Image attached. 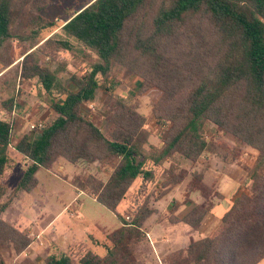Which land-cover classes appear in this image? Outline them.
Wrapping results in <instances>:
<instances>
[{
    "label": "trees",
    "instance_id": "trees-1",
    "mask_svg": "<svg viewBox=\"0 0 264 264\" xmlns=\"http://www.w3.org/2000/svg\"><path fill=\"white\" fill-rule=\"evenodd\" d=\"M144 1L91 0L61 26L64 37L54 41L58 50L70 52L71 38L97 56L89 73L72 78L77 88L74 92L64 91L55 75L38 64L32 53L23 57L22 80L36 79L49 95L52 91L64 94L63 98L50 101L57 114L54 121L35 138L23 136L14 145V150L30 165L13 193L31 192L37 185L36 172L49 169L59 158L71 164L118 159L106 182L87 179L95 201L115 215L130 185L139 177H152V172L143 168L146 161L161 165L174 153L194 160L207 149L201 129L203 122L208 121L257 150L249 178L251 193L236 196L220 218L216 232L191 242L186 248L188 257L181 262L258 264L264 258V0H172L157 12L152 24H141L127 36V22ZM196 14L206 16L210 24H180L187 16ZM12 17L13 0H0V51L14 38ZM188 44H193L192 50L184 48ZM177 45H182L180 55ZM131 54L137 55V63L145 64L148 74L163 81L164 99L171 107L167 113L173 126L171 134L163 148L148 157L141 151L146 142L140 131L143 119L123 105L119 104L121 112L115 114L108 135L79 114L82 104L94 100L99 88L97 76H106L114 59ZM173 57H182L180 67ZM11 139V124L0 120V175L9 168ZM198 190L205 189L193 186L189 191ZM211 206H198L193 211L196 218L184 222L197 227ZM6 207L0 206V214ZM149 214L139 212L131 222H122L108 233V245L102 246L103 257L90 250L77 258L69 253L51 254L44 264H133L128 243L141 238V224ZM117 219L120 221V217ZM17 234L0 218V236L4 241L13 242L12 235ZM26 245L27 241L17 251Z\"/></svg>",
    "mask_w": 264,
    "mask_h": 264
},
{
    "label": "rangeland",
    "instance_id": "rangeland-1",
    "mask_svg": "<svg viewBox=\"0 0 264 264\" xmlns=\"http://www.w3.org/2000/svg\"><path fill=\"white\" fill-rule=\"evenodd\" d=\"M41 1L13 0L14 38L0 51V120L12 127L9 168L0 175V206H7L0 218L18 233L12 235L13 242L4 241L0 236V264H44L48 255L69 253L77 258L86 250L103 257L102 246L108 245L107 234L143 211L150 214L141 224V238L128 243L133 264H182V259L188 257L186 248L191 242L209 238L216 232L232 200L240 194L250 196L249 178L257 150L205 121L201 136L207 149L194 160L174 153L161 165L146 161L143 168L151 171L152 177L147 180L139 177L130 185L115 215L95 201L87 179L93 177L106 182L118 159L71 164L59 158L49 169L36 172L39 186L29 193H13L23 171L30 165L14 150V145L23 136L35 138L43 127L54 121L57 114L51 109L50 101L63 98L66 90L76 91L72 78L89 73L97 62L96 54L74 39H69L70 52L58 50L54 44L64 37L60 29L66 20L91 0H45L43 5ZM171 2L145 0L127 22L126 35L130 36L141 24H152L157 12ZM47 24L52 25L46 27ZM180 24H210V20L196 14L187 16ZM193 44L184 48L192 50ZM176 47L180 55L182 45ZM30 53L38 64L55 75L63 92L52 91L49 95L36 79L20 78L22 59ZM136 56L114 59L108 74L97 76L99 88L94 100L82 104L79 114L103 135H108L114 126L115 114L121 112L119 104L123 105L143 119L140 131L146 142L141 151L148 157L155 150L160 151L171 134L172 121L167 120L171 107L164 99L163 81L148 74L145 64L135 61ZM182 57L171 59L179 66ZM10 102L11 111L8 110ZM167 185L179 186L169 195L177 201L168 203L170 197L163 199L166 189L162 186ZM193 186L205 190L189 191ZM191 196L194 202L201 198L202 203L194 204ZM200 205L212 206L193 228L184 221L195 219L193 211ZM154 227L158 229L156 239L150 234ZM167 229L174 233L169 234ZM26 241L28 245L18 252ZM258 264H264V258Z\"/></svg>",
    "mask_w": 264,
    "mask_h": 264
},
{
    "label": "crops",
    "instance_id": "crops-1",
    "mask_svg": "<svg viewBox=\"0 0 264 264\" xmlns=\"http://www.w3.org/2000/svg\"><path fill=\"white\" fill-rule=\"evenodd\" d=\"M36 179H37V177H36ZM37 186H39V182H38V180H37ZM178 187H179V186H171V187L166 188V192H165V194H164V196H163V199H164V198L166 199V198L170 197L169 195L172 194L173 191H175ZM192 194H193V193H190V195H192ZM190 199H191V200L193 199L192 196H191ZM172 200L177 201V200L175 199V197H173V198L170 197V200H169V201H166V202L169 203V202L172 201ZM196 200H197V202H194V201L192 200L194 204H200V203H202V201H203V200H201V198H197ZM178 217H179V216H178ZM179 218H180V217H179ZM179 224H181V223H177L176 225H179ZM91 225L94 226L95 223H94V224H91ZM176 225H173V226H176ZM169 226L172 227V225H170V224H169ZM116 228H117V227H116ZM116 228H115V229H116ZM160 230L163 231V229H161V228H160ZM164 230H166V228H165ZM157 231H158V229L154 227V229H151V232H150V234L152 235V237H153V238L155 237V239H156V235L158 234ZM167 231H168L169 234L171 233V231H172V233H174L173 230H169V229H167ZM171 240H172V239L170 238L169 241H171ZM262 260H263V259H262Z\"/></svg>",
    "mask_w": 264,
    "mask_h": 264
}]
</instances>
